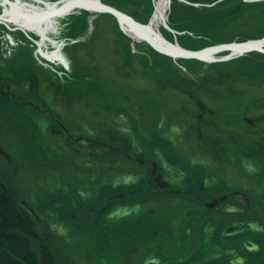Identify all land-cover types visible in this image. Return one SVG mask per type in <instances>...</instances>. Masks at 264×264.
<instances>
[{
  "label": "rangeland",
  "instance_id": "374dc122",
  "mask_svg": "<svg viewBox=\"0 0 264 264\" xmlns=\"http://www.w3.org/2000/svg\"><path fill=\"white\" fill-rule=\"evenodd\" d=\"M158 1L153 0V12L142 23L150 22ZM170 3L165 10L166 18L155 25L163 36L164 29L172 32L165 24ZM68 16L57 19L53 28L61 26L63 19ZM89 19L92 28L85 37L76 39V44L70 49L64 45L62 50V26L58 29L55 39L66 63L65 66H57L55 73L37 65L28 55H21L20 60L18 56L14 57L21 67H11V62L15 61L0 55V84L14 76L18 81L24 70L33 69L36 72L34 75L38 78L40 96L28 102L37 106L34 110L29 106L23 107L19 115L24 116L26 124L35 129L38 145L48 144L55 152L67 155L68 158H76L79 165L78 168H72L74 163L71 166L67 164L62 175L56 179L50 176L48 182L36 191L35 185L27 181L34 190L30 199L35 205L41 204V197L48 199L50 193L58 192L57 198L54 197V207L41 205L46 208L41 210V214L38 211L40 217L32 208L30 212L36 216L38 225L45 230L47 236L65 246L63 254L66 258L82 264L162 263L165 259L154 258V253L163 255L172 250L179 252L186 243L181 238L180 228L190 222L191 218L206 215L211 221L205 222L203 229L207 232L211 249L204 258H196L197 262H205L222 251L221 245L216 243L220 236L215 234L218 229L225 231L230 225L224 226L222 219L229 218V213L243 212V207L237 206V202L249 205L250 198L264 202V83H259L260 80L235 81L231 83L228 92H199L201 95L198 99L188 90L161 84V78L153 75L151 69L143 63L142 52L149 55L146 52L147 46L141 43L143 41H134L131 36L126 35L117 21L109 16H101L95 26L92 15ZM117 28L130 38L131 49L128 53V41L117 32ZM172 33L174 43L176 35L175 32ZM248 53L250 52L241 55ZM229 54L230 52L221 51L217 56ZM127 55L129 63L126 62ZM234 58L238 57L230 59ZM200 61L207 64L219 62ZM178 69L186 73L183 68ZM21 87V83L12 84L14 91ZM55 115L60 119L63 135L54 136L49 131L50 119H55ZM112 127L127 137L134 151L152 156L147 159L148 164L155 170L159 165L163 176L172 185L180 186L183 175L179 171L180 165L174 166L166 160L161 148V138L172 143L175 153L184 164L203 169L205 185L216 190L225 187L231 190L230 193L217 194L218 196L209 200L217 202L214 206L219 204L220 197L225 198L228 194L232 200L226 201L221 209L204 212V208L198 203L185 197L174 195L167 200L159 196L158 200L152 199L147 204L137 202L118 205L104 218L99 217L92 223L94 218L86 210L79 208L77 198L81 201L92 199L103 184L114 187L134 182L143 174L135 159H107L91 154L88 142L97 141L102 144L104 141L97 136L102 134L104 128ZM68 134L73 147L79 148L76 155L72 150L69 152V147L66 146ZM88 150L91 151L90 155L86 153ZM118 150L123 156L126 154L136 157L120 148ZM0 151L3 155L6 152L4 147ZM99 152L96 146L94 154ZM18 167L23 179L30 176L27 169ZM73 172L76 177L70 176ZM38 193L41 194L40 198L36 197ZM63 197L66 199L62 200ZM159 206L162 213L169 216L166 223L171 235L169 241L153 244L159 247V250L154 251L147 244L134 248L128 241V244L121 243L122 232L127 231L134 213L150 207L157 210ZM68 211L72 212V218ZM40 218H44L43 223ZM236 226L229 227L228 230L234 233ZM250 226L259 230L260 224L251 222ZM197 228L200 229V225Z\"/></svg>",
  "mask_w": 264,
  "mask_h": 264
},
{
  "label": "trees",
  "instance_id": "16d2710c",
  "mask_svg": "<svg viewBox=\"0 0 264 264\" xmlns=\"http://www.w3.org/2000/svg\"><path fill=\"white\" fill-rule=\"evenodd\" d=\"M101 1L132 15L139 22H146L153 12V0ZM194 3L202 5H194ZM168 11V25L177 32L175 34L177 42L184 48L196 50L207 47V45L229 41L258 39L264 35V0L258 2L172 0ZM90 16L89 11L82 10L63 19L61 25L63 37L75 40V38L84 36L90 26ZM101 16H109L116 22L111 13H98L92 23L95 25L99 22ZM117 32L127 39L128 53L131 49L130 38L124 35L120 28H117ZM162 33L170 41L173 40L174 34L170 31L164 29ZM141 43L147 46L148 51L146 52L149 53L148 55L142 52L143 63L151 69L153 75L161 78V84H168L184 91L188 90L198 99L201 95L199 92L213 94L228 92L231 83L235 81L260 80L259 83H264V53L258 51H251L241 57L230 59V61L207 64L192 58L173 59L171 56L157 52L144 41ZM126 57V62L129 63L130 58L128 55ZM137 62L140 64L139 59ZM178 67L183 68L186 73H182ZM34 73L36 72L33 70H24L18 81L14 76L11 80L2 82V86L0 85V149L4 147L6 151L4 155L0 153V264H82L77 260L66 258L67 256L63 254L65 246L59 245L47 236L45 230L38 225L36 216L30 212L32 208L34 213L40 217L38 211L41 214V210L46 208L41 205L54 207L58 192L50 193L48 199L41 197L38 193L36 197H41L42 200L38 198L41 204L35 205L30 199L34 190L27 181L35 185L36 191L42 184L48 182L50 176L56 179L60 174L62 175L67 164L71 166L74 163L72 168L79 166L76 158L61 155L48 144L38 145L35 129L33 130V127L26 124L27 120L25 121L24 116L19 115L23 107L29 106L31 110H34L37 106L26 101L34 94L37 98L40 96L38 78ZM20 83L22 87L14 91L12 84ZM4 85H10L11 89H7ZM25 85L28 86L25 87ZM7 115L8 117H5ZM55 116V119H50L49 131L54 136L63 135L64 130L60 125V119L57 115ZM66 127L69 128V125ZM97 137L102 139L105 145L104 142L102 144L97 141L88 142V149L92 151L91 154L94 157L107 159L112 157L118 160L135 159L138 166L142 168L143 174L134 182L114 187L103 184L92 199L81 201L77 198L79 208L86 210L94 218L92 223L99 217L104 218L118 205L136 204L137 202L147 204L152 199L158 200L159 196L167 200L173 198L174 195L185 197L189 201L193 200L198 203L202 209L204 208V212H214L223 208L226 201L232 200L231 195L228 194L216 206H207L205 202L212 200L215 195L230 193L231 190L226 187L216 190L205 185L203 169L192 168L191 165L184 164L168 140L160 139L161 148L169 163L174 166L180 165L179 171L183 175V182L180 186H174L168 182L159 165H157V170H154L147 160L152 156L148 157V155L134 151L127 137L115 128H104L102 134ZM66 146L69 147V152L72 150V153L78 154L79 148L73 147L68 136ZM96 146L100 150L99 154H94ZM119 148L136 157L126 154L123 156ZM91 151L88 150L87 155H90ZM18 166L30 172V176L26 177L27 180L19 175ZM81 173L86 174L84 171ZM71 175H74V172ZM65 199L63 197L62 200ZM250 200L249 205L237 202V206L243 207V212L229 213V218L222 219L224 226L230 225L225 231L222 228L216 231L215 235L220 236L216 239V243L221 245L222 250L216 256L205 262L196 261V258H200L199 256L204 258L211 249L207 232L203 229L204 223L211 220L206 215H197L180 228L181 238L183 237L186 243L179 249V252L172 250L171 253L164 252L163 255L154 253V258L163 257L165 259L164 262L157 264H264V202L252 198ZM161 210L159 206L157 210L150 207L148 210L140 209L134 213L131 216V224L126 228L127 231L122 232L123 242L121 243L128 244V241L134 245V248L147 244L150 245L151 251L159 250V247L153 244L167 242L171 239L166 225L169 216L163 214ZM70 217H73L72 212ZM43 219L40 218L41 223ZM251 222L260 224L259 230L251 227ZM198 225L200 229L197 228ZM233 226L237 227L234 233L228 230ZM148 264L156 263L151 261Z\"/></svg>",
  "mask_w": 264,
  "mask_h": 264
},
{
  "label": "water",
  "instance_id": "95a60500",
  "mask_svg": "<svg viewBox=\"0 0 264 264\" xmlns=\"http://www.w3.org/2000/svg\"><path fill=\"white\" fill-rule=\"evenodd\" d=\"M8 2V0H5ZM183 1V0H182ZM186 1V0H185ZM249 1H260V0H244ZM171 0H168L170 3ZM11 7L15 5L10 2ZM44 5L41 8H38L35 12L30 15L19 13L23 18L22 25H28L31 22H35L39 30H44L42 24L56 22V18L68 16L69 14L74 13V11L87 10L92 13H111L117 23L119 24L122 31L132 37L134 41H144L147 45H150L151 48L156 50L161 54L171 56L175 58H192L199 59L203 61H219L230 59L241 55V53H247L251 51H258L264 53V35L258 39H247L242 41H230L229 43H218L216 45H207L200 49L192 50L188 48H183L180 46L177 41L170 44H162L159 39L155 37V32L153 28L150 27V23H142L137 21L132 15L125 13L124 11L115 8L108 3H103L101 0H55L52 2L44 1ZM194 5H200L199 3H194ZM18 14V12H16ZM4 17V14L2 15ZM165 22V21H164ZM168 29L169 26L165 22ZM171 30V29H170ZM173 32V30H171ZM226 51L230 52L227 56H217L219 52ZM54 53H57L60 56L58 49L54 50ZM54 53H46L44 56L48 59L54 55ZM66 130V129H65ZM69 136V134L67 135ZM70 137V136H69ZM154 172V170H153ZM223 197L219 198V201ZM218 201V202H219ZM216 201H207L205 204L209 207H214Z\"/></svg>",
  "mask_w": 264,
  "mask_h": 264
},
{
  "label": "flooded vegetation",
  "instance_id": "af4514ba",
  "mask_svg": "<svg viewBox=\"0 0 264 264\" xmlns=\"http://www.w3.org/2000/svg\"><path fill=\"white\" fill-rule=\"evenodd\" d=\"M44 1L46 0H8V2L0 0V55L5 59L10 60L11 58V61H15L11 62V67H21L17 59L14 58L15 56H18L20 60L21 55H28L37 65L44 66V68L50 69L51 71H56L57 66H65L66 63V58L62 57L58 47L61 45L63 50V46L65 45L70 49L74 46L72 41L80 39L79 37L75 38V40H70L61 34L60 36L63 37L61 41L63 42L56 46L54 44L56 41L55 36L58 29H61V26L54 29V21L52 23H46V28L43 30L42 35L39 32L40 30L37 29L38 27L35 22L30 21L29 25H22L23 17L19 13L30 15L38 8L45 6ZM10 2L15 5L11 7ZM3 14L4 17L2 16ZM56 21L58 22V20ZM55 49H58L60 56L54 53ZM44 52L54 53V55L47 59L44 56ZM68 61L69 63L71 62L70 60ZM0 85L2 86L3 84ZM4 86L7 89H11L10 85ZM34 97L37 98V95L30 96L26 101H30Z\"/></svg>",
  "mask_w": 264,
  "mask_h": 264
},
{
  "label": "bare ground",
  "instance_id": "6f19581e",
  "mask_svg": "<svg viewBox=\"0 0 264 264\" xmlns=\"http://www.w3.org/2000/svg\"><path fill=\"white\" fill-rule=\"evenodd\" d=\"M55 1V0H54ZM171 4V3H170ZM170 4H169V6H170ZM200 5H202L201 3H199ZM109 5H111V4H109ZM38 6H40V5H38ZM168 7V1L167 0H159L157 3H156V6H155V9H154V13H153V15L151 16V19H150V27L151 28H153V30H154V32H155V37L157 38V39H159V41H160V43H164V44H170L171 43V41L169 40V39H167V38H165V36H163L160 32H159V30H158V28H156V24H159V23H162V21L166 18V16H165V10H166V8ZM80 11H82V10H79V11H74V13H76V12H80ZM85 11V10H84ZM74 13H72V14H74ZM89 13L92 15V17L93 18H96V16H97V14L98 13H92V12H90L89 11ZM58 18H62V17H58ZM58 18H56L55 20H57ZM66 18V17H65ZM21 22V21H20ZM141 22V21H140ZM23 23H25V22H23ZM29 25V24H28ZM41 25H43L44 27H42V29H44V28H46V25H44V24H42L41 23ZM89 28H88V30L90 29V28H92V25H91V22L89 23ZM169 28H170V26H169ZM38 29V28H37ZM171 29V28H170ZM169 29V30H170ZM86 31V34L89 32V31ZM172 30V29H171ZM40 32V34L42 35V30H40L39 31ZM173 32H175V30H173ZM172 33V32H171ZM177 32H175V34H176ZM86 34L84 35V36H82V38L83 37H85L86 36ZM252 39V38H251ZM174 40L175 41H177V38H176V36H175V38H174ZM247 40V39H246ZM242 41V40H241ZM75 41H72V43H74ZM230 42V41H229ZM229 42H224V43H229ZM64 43H66V42H64ZM172 43H173V40H172ZM56 46H58L59 45V43H58V41H55V43H54ZM181 46V45H180ZM46 54V52H44V55ZM241 54H243V53H241ZM239 56H241V55H239ZM239 56H237V57H239ZM191 59V58H190Z\"/></svg>",
  "mask_w": 264,
  "mask_h": 264
}]
</instances>
